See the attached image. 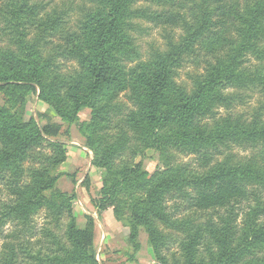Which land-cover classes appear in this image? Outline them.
Returning a JSON list of instances; mask_svg holds the SVG:
<instances>
[{
    "label": "rangeland",
    "instance_id": "obj_1",
    "mask_svg": "<svg viewBox=\"0 0 264 264\" xmlns=\"http://www.w3.org/2000/svg\"><path fill=\"white\" fill-rule=\"evenodd\" d=\"M109 1L0 0V72L10 71L15 75L24 68L29 75L27 79L31 80L33 77L34 62L28 58L22 48L23 45L19 41L21 36V40L24 39L31 47L30 51L34 52L33 59L45 69L44 85L47 87V92L49 87L53 89L56 87L63 97L50 98L48 92L49 101L45 100L41 88L38 87L35 93H28L24 104L16 109L21 122L35 120L41 126L48 123L63 126L59 137L48 139V142L31 150L29 159L25 163L26 169L35 167L40 162L37 159L41 154L54 153L49 146L52 141L64 143L66 149L76 147L83 150V164L75 174H70L75 176L70 178L64 174L59 179L57 187L71 193L76 192L80 184V188L88 191L85 194L88 198L87 204H84L87 217L80 220L76 218L79 207L76 199L73 215L81 229L87 227L88 217L94 220L96 236L93 250L100 264H163L160 258L168 264H179L184 255L183 242L189 241L190 236L194 237L198 232L203 234V238L196 246L197 255L207 258L210 251L206 243L211 239L209 222L214 223L215 228L221 229L228 218L235 223L237 243L242 242L244 228L248 226L249 213L259 201L264 202V140L257 138L255 132L250 136L237 135L238 137H234L230 132L228 137L214 146L196 153L186 148L160 152L146 150L140 140L143 130L137 128L135 123L138 120L140 123L142 120L138 104V93L141 91L140 74L144 71L143 65L149 63L156 50L173 52L186 36L188 25H193L195 14L203 16L208 15L209 12L215 25L208 31L212 35L222 33L232 40L231 43L239 44L243 40L242 33L247 34L245 29L248 27L245 23L250 19L247 9L257 6L264 16V8L261 5L264 4V0H222L221 2L219 0H134V9L144 10L147 14H138L139 19L131 32V37L134 38L131 45L133 51L129 50L121 54L123 58L115 63V72H120L118 80L115 79L111 85L117 92L116 97L114 100H108L110 108L104 113L105 120L99 118L97 120L100 126H104L101 131L97 129L96 134L98 141L103 143L102 151L107 147L116 149V167L122 164L133 166L142 163L144 169L151 174L159 167H164L163 156H166L171 165H188L190 169L200 173L224 163L252 171L242 181V186L247 190L246 195L236 189H230L225 184H218L212 193L188 188L186 193L168 194L166 204L169 211L176 214L170 217L171 223L156 221L162 232L159 256L151 247L149 234L145 228H140L137 238L138 251L136 243L129 241L131 235L129 227L125 231L126 239L120 242L119 251H112L107 246L105 249L103 242L100 241L95 220L97 221L98 218L102 220L103 214L110 211L108 214L112 222L117 221L126 226L125 222L130 218L129 211L125 210L119 218L112 206L104 210L99 209L98 201L102 198L101 190L106 171L91 166L94 151L87 145L86 138L75 125L69 127L64 124L58 114L59 109H65L68 105L66 91L70 81L74 77L85 76L80 54L72 51L73 47L83 45L82 42L89 33L88 28L95 26L92 22L94 17L100 15L102 19L107 16ZM170 13L181 15L182 19L178 20L177 25L165 23V17ZM185 22L190 23L185 25ZM262 22L261 28L264 29V20ZM256 43L255 49H249L245 54L243 70L254 71L264 64V33L261 40H256ZM230 48L233 47L228 44L211 53L201 42H197L195 51L184 55L180 60V66L173 79L178 89L174 88L176 90L171 89L172 91L168 92V101L172 102L171 105L176 104L178 91H183L188 96L194 95L207 61H215V57L229 53ZM116 55L119 56V53ZM221 92L226 99L213 106L210 112L193 122L191 127L182 131L197 134L198 131L211 132L225 126H241L250 131L256 124L264 127V85L256 81H246L230 84ZM108 98H100L95 106L103 107L108 103ZM5 104V95L0 91V105ZM169 105L170 103H167L164 106L166 108ZM94 116L93 108H85L79 113V121L88 123L94 119ZM173 127L177 126L171 124L166 131ZM177 130L181 131L179 127ZM226 131L229 133V130ZM61 166L58 167L59 173ZM27 176H29L28 172ZM6 181L0 177V264H54L48 261L40 263L39 259H48L63 253L68 245L65 233L70 218L66 216L58 223L46 210H42L28 222L7 216L14 195ZM251 217H254L253 213ZM263 221L264 217L259 218L260 223ZM119 237H123V234ZM262 246L263 250H259L254 257L259 255L258 257L264 259V244ZM139 253H142L141 258L139 257L142 259L140 261L137 260Z\"/></svg>",
    "mask_w": 264,
    "mask_h": 264
},
{
    "label": "trees",
    "instance_id": "obj_2",
    "mask_svg": "<svg viewBox=\"0 0 264 264\" xmlns=\"http://www.w3.org/2000/svg\"><path fill=\"white\" fill-rule=\"evenodd\" d=\"M109 4L107 16L102 19L100 15L93 18L92 22L95 26L88 28L89 33L82 42L83 45L73 47L72 51L80 54L85 76L80 75L70 81L66 91L68 105L65 109H59L58 114L64 124L69 127L75 125L86 138L87 145L94 151L92 165L106 171L101 190L102 198L98 201L99 209L104 210L112 206L119 218L125 210H128L130 218L125 225L127 224L131 231L129 241L136 243L138 251L137 238L140 228H145L149 234L150 245L159 256L162 232L156 221L171 223L170 217L176 214H172L166 204L168 194L186 193L188 188L212 193L218 184H225L230 189H236L246 195L247 190L242 186V181L252 171L224 163L200 173L190 169L188 165H171L166 156H163L164 167H159L151 174L144 169L142 163L133 166L122 164L116 167V149L107 147L102 151L103 143L98 141L96 134L97 129L101 131L104 126H100L97 120L98 118L105 120L103 116L107 108H110L109 101L116 97L117 92L111 85L115 79L118 80L120 72H115V63L123 58L121 54L129 50L133 51L131 45L134 38L131 37V32L139 19L138 14H147L144 10L134 9V0H110ZM261 5L264 8V4ZM260 12L257 6L247 9L250 17L245 23L248 27L245 29L247 34L242 33L243 40L239 44L231 43L232 40L222 33L212 35L208 31L215 25L210 12L203 16L195 14L193 25L185 22V25H188L187 34L173 52L158 49L149 63L143 65L144 71L140 74L141 91L138 93L142 120L140 123L138 120L135 126L143 130L140 140L146 150L163 152L186 148L196 153L214 146L228 137L230 132L234 137L250 136L255 132L257 138L264 140V127H259L257 124L252 131L241 126H225L211 132L198 131L197 134L182 131L191 127L193 122L203 118L213 106L226 99L221 92L226 86L246 81H256L264 85V64L254 71L242 69L246 52L255 49L256 40H261L264 33V29L261 28L264 16ZM180 19H182L180 14L170 13L166 15L165 23L177 25ZM19 41L28 58L33 60L35 68L31 80L27 79L29 75L24 68L15 75L10 71L0 72V91L6 98V104L0 105V177L7 180V185L14 195L7 216L28 222L42 210H46L58 223L68 216L70 222L65 233L68 240L67 247L63 253L48 259H39L40 263L48 261L54 264H100L93 250L96 236L94 220L88 217L87 227L81 229L73 215L76 193L64 192L57 187L59 179L64 176L58 172V167L68 158L65 144L50 142L49 146L54 153L41 154L37 159L40 162L35 167L29 170L25 167L31 150L48 142V139L59 137L63 126L51 123L41 126L35 120L21 122L16 109L24 104L27 94L35 93L38 87L41 88L45 100L49 101V94L50 98L59 99L62 96L56 87L55 89L49 87L48 94L44 85L45 69L33 59L34 52L30 51L31 47L24 39L21 40V36ZM197 42H201L211 53L228 44L233 48H230L229 53L215 57V61H207L194 95L188 96L183 91H178L177 102L171 105L172 102L168 101V92L171 89H178L173 79L180 66V60L184 55L195 51ZM118 53L119 56L116 55ZM104 97H109L108 103L97 108L96 102ZM167 103L170 105L165 108L164 105ZM85 108L94 109V119L88 123L79 121V113ZM171 124L179 127L181 131H178L177 127L166 131ZM226 130H229V133ZM66 176L72 178L75 175L66 174ZM252 213L254 217H251ZM248 217V226L244 228V239L240 243H237V231L231 218L225 220L221 229L215 228L214 223L209 222L211 239L206 243L210 251L208 257L197 255L196 246L203 238V234L198 232L194 237L191 235L189 241L183 242L184 255L179 264H264V259L258 257L259 255L254 257L259 250H263L264 221L260 223L259 218L264 217V202L259 201ZM160 259L163 264H168Z\"/></svg>",
    "mask_w": 264,
    "mask_h": 264
},
{
    "label": "crops",
    "instance_id": "obj_3",
    "mask_svg": "<svg viewBox=\"0 0 264 264\" xmlns=\"http://www.w3.org/2000/svg\"><path fill=\"white\" fill-rule=\"evenodd\" d=\"M70 144V143H69ZM74 145V143H73ZM77 147H79L78 145H75ZM68 158L67 161L65 163L62 164L60 170L61 173L63 174H75V172L81 167V164H83V150L81 148H72V147H68ZM91 166L93 167L92 163ZM69 169H72V171H70ZM78 185V184H77ZM78 190L75 192L76 193V200L77 204L79 203V207L78 211H76V218L78 220L82 219V218H86V209H84V204H87V199L86 195L87 194V190L85 191L83 188H80V184ZM82 197V198H81ZM84 199V200H82ZM110 212V211H108ZM103 214L102 216V220L99 218L97 219L96 225H97V231L99 233L100 236V241L103 242V245L109 247L112 251L114 250H120V242H123L124 239H126L125 237L127 236L125 233L126 230H128L129 228L127 226H124L122 223H118L117 221L112 222L111 219L109 218L110 214ZM88 214V213H87ZM84 225V223L82 224ZM121 234H123V237H119ZM105 237V238H104ZM102 238V239H101ZM142 256V253H139V255H137V260L140 261L142 259H139V257ZM141 258V257H140Z\"/></svg>",
    "mask_w": 264,
    "mask_h": 264
}]
</instances>
